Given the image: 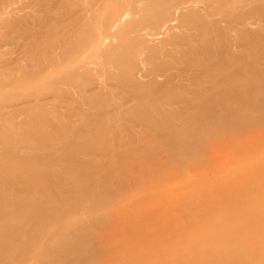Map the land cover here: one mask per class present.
Returning a JSON list of instances; mask_svg holds the SVG:
<instances>
[{
    "label": "bare ground",
    "instance_id": "obj_1",
    "mask_svg": "<svg viewBox=\"0 0 264 264\" xmlns=\"http://www.w3.org/2000/svg\"><path fill=\"white\" fill-rule=\"evenodd\" d=\"M16 33L0 264H264V0H0Z\"/></svg>",
    "mask_w": 264,
    "mask_h": 264
},
{
    "label": "rangeland",
    "instance_id": "obj_2",
    "mask_svg": "<svg viewBox=\"0 0 264 264\" xmlns=\"http://www.w3.org/2000/svg\"><path fill=\"white\" fill-rule=\"evenodd\" d=\"M19 31H21V30H19ZM19 34H21V33H19ZM19 34H15V38H17L18 36H19ZM17 36V37H16ZM20 36H22V34L20 35ZM20 36H19V38L17 39V40H15L16 42L19 40V42L18 43H13V42H15V41H13V42H9L8 40H4V39H1L0 40V44H4V46H2V47H0V49L2 48L3 50L2 51H0L2 54H3V51H4V53H5V55H3L2 56V54L0 53V56H1V58H0V61L3 59V58H5V60H6V56H7V58H14V57H17V55L18 54H20L21 52H20V50H19V48H23L24 47V43H23V46H21L20 45V47H18L19 46V43H21L20 42V40L23 42H25V36H22L23 37V39H20ZM25 37V38H24ZM25 39V40H24ZM3 40V41H2ZM1 41H2V43H1ZM14 44V46H13V48L11 47V49H10V45L12 46ZM15 44H17L16 45V47H18L17 49H16V47H15ZM22 44V43H21ZM1 46V45H0ZM22 48H21V51H22ZM9 49V50H8ZM13 50V51H12ZM16 50H18V51H16ZM14 51H16V52H14ZM19 52V53H18ZM2 61H4V59L2 60ZM4 73H6V72H4ZM3 73V74H4ZM7 74V73H6ZM9 74V73H8ZM13 80H12V84H13ZM11 83V82H10ZM9 84V83H8ZM14 84H16V83H14ZM9 86H11V87H9ZM26 86H28V85H26ZM25 86V84H22V85H20V84H18V85H7V86H5V88L6 87H8V88H6V92L8 93V90H9V93H8V95L9 96H7V95H3L4 93H3V91H2V103H4V102H11V103H14V104H20V103H22L23 101H25V100H28V98H29V92H28V88ZM29 87V86H28ZM10 91H11V93H10ZM244 154H246L245 152H244ZM200 156V155H199ZM204 158H205V156H203ZM206 157H208V156H206ZM198 159L200 158V157H197ZM200 161V160H199ZM190 163V162H189ZM199 164V162H196L195 164ZM201 163V162H200ZM204 163H206V162H203V163H201V164H204ZM172 164V163H171ZM174 164V163H173ZM183 165L185 164V163H182ZM188 164V163H187ZM191 164H193V163H191ZM191 164H189V166L191 165ZM195 164H193V165H195ZM186 165V164H185ZM189 166H187L186 167V170L187 169H189L190 167ZM189 167V168H188ZM184 168H185V166L183 167V168H181V169H183L184 170ZM179 170V169H178ZM182 170V171H183ZM186 170H184L185 171V174H187L188 173V170H187V173H186ZM181 171V170H180ZM180 171H177L178 173H181ZM184 172H182V174H183ZM197 173L196 172H194L193 173V176L194 175H196ZM138 191H136V192H133V194H136ZM130 194V193H129ZM129 194H127V195H129ZM132 195V194H131ZM129 197V196H128Z\"/></svg>",
    "mask_w": 264,
    "mask_h": 264
}]
</instances>
